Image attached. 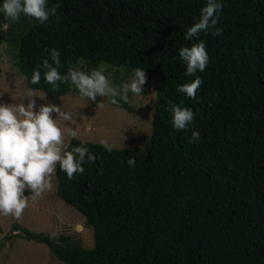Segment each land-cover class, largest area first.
<instances>
[{"label":"trees","instance_id":"obj_1","mask_svg":"<svg viewBox=\"0 0 264 264\" xmlns=\"http://www.w3.org/2000/svg\"><path fill=\"white\" fill-rule=\"evenodd\" d=\"M220 2L222 35L199 37L209 62L196 73L203 81L196 99L177 91L194 78L178 51L198 42L184 34L206 0H47L59 5L58 23L26 16L10 23L12 66L48 96L70 87L47 84L43 68L40 83H30L52 48L61 53V75L69 66L88 72L104 64L155 79L141 147L108 152L72 137L65 144L97 157L72 180L59 168L54 175L55 196L91 228V246L12 223L15 235L44 244L63 264H264V0ZM169 101L194 112L188 130L172 127Z\"/></svg>","mask_w":264,"mask_h":264},{"label":"clouds","instance_id":"obj_2","mask_svg":"<svg viewBox=\"0 0 264 264\" xmlns=\"http://www.w3.org/2000/svg\"><path fill=\"white\" fill-rule=\"evenodd\" d=\"M58 8V4L47 7V0H3L0 13L12 22L18 21L23 15L41 24L50 17L58 23ZM221 9L220 0H206L198 20L184 34L185 40L198 41L190 47H181L178 51L180 60L186 65L185 75L194 77L190 82L177 86V91L188 98L196 99L203 83L196 73L203 72L209 62L206 45L199 40L200 34L210 32L213 36L222 35L223 29L217 27ZM46 51L49 53L48 58L33 70L30 80L33 85L40 83V69L43 68V79L47 84L55 88L59 87L57 82L70 84L87 101H95L97 96L109 97V102L117 105L116 97L128 102L129 93L141 96L146 83V75L141 68L132 69L127 82L117 88L105 75L103 67L85 72L69 66L67 73L61 75V53L55 48ZM33 93L29 89L27 94L19 98L28 99L26 106L22 102L0 105V215L16 220L22 218L30 200L36 201L52 188L51 181L57 168L66 174L68 180H72L76 174L85 171L82 165L86 161L94 162L97 159L86 147L77 146L71 151L67 150L65 134L72 138L77 136L75 130L67 127L73 121V113L54 105H42L37 109L36 102L32 99L37 96ZM168 103L172 127L178 131L188 130L194 121V112L172 101ZM199 139L200 133L191 131V142H198ZM100 144L106 151H113L114 146L107 140H100ZM126 163L129 167H134L136 160L129 157ZM26 191L28 195H25Z\"/></svg>","mask_w":264,"mask_h":264},{"label":"rangeland","instance_id":"obj_3","mask_svg":"<svg viewBox=\"0 0 264 264\" xmlns=\"http://www.w3.org/2000/svg\"><path fill=\"white\" fill-rule=\"evenodd\" d=\"M21 17L24 16L21 15ZM10 23L12 21L2 13L0 17V105L22 102L26 106L28 99L20 100L19 98L27 94L30 88L26 86L23 76L12 66L8 52L10 46L8 39L12 33ZM82 67L83 65L80 66ZM101 67L117 88L129 79L130 74L120 70L115 72L112 67L109 68L104 64H99L96 69ZM154 85V77L146 76L141 96L128 94L129 99L126 104L129 109H124L122 105L111 104L109 97L97 96L95 101H87L71 85L67 92L58 97L48 96L40 90H31L37 96L32 97L37 109L42 105H54L73 113V121L69 122L67 127L77 132L76 139L81 142L95 143L107 140L114 148H121L141 147L147 139ZM53 118H56L55 114ZM69 138L70 136L66 133L65 144ZM51 183L52 188L49 191L43 193L34 202L30 200L21 219L16 220L13 217L0 215V264H63L49 252L44 244L15 235L18 230H10L12 223L32 232L69 235L81 246H91V228L84 223L82 216L76 210L55 196L54 177ZM28 194L26 191L25 195Z\"/></svg>","mask_w":264,"mask_h":264}]
</instances>
